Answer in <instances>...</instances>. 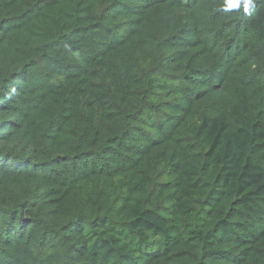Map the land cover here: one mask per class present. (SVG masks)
Listing matches in <instances>:
<instances>
[{
	"label": "trees",
	"instance_id": "obj_1",
	"mask_svg": "<svg viewBox=\"0 0 264 264\" xmlns=\"http://www.w3.org/2000/svg\"><path fill=\"white\" fill-rule=\"evenodd\" d=\"M230 3L0 0V264H264V0Z\"/></svg>",
	"mask_w": 264,
	"mask_h": 264
},
{
	"label": "snow or ice",
	"instance_id": "obj_2",
	"mask_svg": "<svg viewBox=\"0 0 264 264\" xmlns=\"http://www.w3.org/2000/svg\"><path fill=\"white\" fill-rule=\"evenodd\" d=\"M239 5V0H231L230 7H238Z\"/></svg>",
	"mask_w": 264,
	"mask_h": 264
},
{
	"label": "clouds",
	"instance_id": "obj_3",
	"mask_svg": "<svg viewBox=\"0 0 264 264\" xmlns=\"http://www.w3.org/2000/svg\"><path fill=\"white\" fill-rule=\"evenodd\" d=\"M245 10H246V7H245Z\"/></svg>",
	"mask_w": 264,
	"mask_h": 264
}]
</instances>
